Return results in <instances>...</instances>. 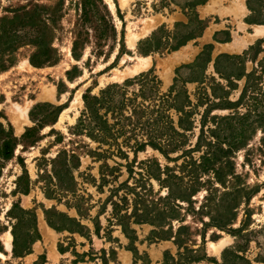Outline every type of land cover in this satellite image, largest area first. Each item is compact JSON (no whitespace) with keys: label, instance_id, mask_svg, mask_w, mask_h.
I'll return each instance as SVG.
<instances>
[{"label":"rangeland","instance_id":"obj_1","mask_svg":"<svg viewBox=\"0 0 264 264\" xmlns=\"http://www.w3.org/2000/svg\"><path fill=\"white\" fill-rule=\"evenodd\" d=\"M101 1L107 13L89 0L85 15L80 0H0V264H164L165 253L264 264V35L253 36L264 24L248 23L264 21V1L253 2L254 15L247 0ZM194 14L207 21L201 36L169 51L176 25ZM159 29L168 46L140 54ZM78 32L85 42L75 58ZM206 45L202 83L185 84L194 112L183 132L174 94L166 96L176 69ZM113 85V102L99 110L104 132L76 133L84 93ZM2 131L17 141L9 159ZM63 153L69 173L56 172ZM23 171L26 195L16 186ZM15 203L33 213L38 235L18 258L7 217ZM66 219L79 232L48 223Z\"/></svg>","mask_w":264,"mask_h":264},{"label":"trees","instance_id":"obj_2","mask_svg":"<svg viewBox=\"0 0 264 264\" xmlns=\"http://www.w3.org/2000/svg\"><path fill=\"white\" fill-rule=\"evenodd\" d=\"M81 6L83 7V11H85V15L87 13V10L90 8L89 0H80ZM99 2L102 5L101 0H95ZM259 0H247L246 6L247 9L251 12V14H256L257 10L253 6V2H256ZM264 1V0H261ZM201 4V3H198ZM103 9L107 13V9L105 5H102ZM193 6V5H192ZM191 20H188L187 25H192V29L189 33L185 35V33H182L180 30L181 28L186 29L188 28L187 25H179L177 24L175 27V30L172 35V41L174 44H170L168 46V43L166 41H160L161 36L159 37L161 33V29L159 31L152 34V37L148 40H145L144 42H141V48L139 49V53L146 55L147 53L151 52H157L160 50L165 49L166 46L169 49V51H176L180 47L186 45L187 42L194 40L196 38H199L204 31V29L207 27V21H202L197 18V16L194 14L193 17H190ZM104 18H102L103 20ZM249 24L254 23H261L264 24V21H256L253 20L251 22L248 21ZM217 35V34H216ZM216 35L214 38V41L219 42L216 39ZM101 38H103V35L99 34L97 35L96 39L97 41H100ZM168 38V36H167ZM166 40V39H165ZM230 39H225L222 42L226 43L229 42ZM85 42V39L83 38V35L81 32H78L75 36V40L73 42L72 47V54L73 57L77 58V50L78 48ZM212 50L211 45H206L203 47V50L201 53L196 57L194 62L189 65H183L176 69L175 75L176 77L173 80V84L169 89V95L166 97L169 98L171 94H174L173 96V104H171V108L175 110V112L180 116L178 119V128L182 130L183 132L189 131L193 126V122L191 120V116L193 115V112L191 109L186 110L187 108H191V102L189 100V97L187 95V92L185 90V84L187 83H202V78L205 70V66L209 62V54ZM219 56L215 62V64L218 63V59H220ZM31 64L35 65L33 61H31ZM187 70L191 74L196 75V77H188L183 78L180 75V71ZM119 89L117 85L109 86L105 90L100 92L99 97L91 96L90 90L88 89L84 95H83V101L85 105V110L81 114L80 118L78 119V123L76 126V133H83L86 132L87 135L91 136V133L94 128H97L99 126L100 131L104 132L105 130V121H103L104 116L99 115V110L105 109L108 110L111 103L113 102L114 96H115V90ZM39 108L38 106L35 107ZM187 119H190L187 121ZM93 124V126H92ZM92 126V127H91ZM203 128V125L201 126V130ZM34 132L33 129L27 130L26 134L23 136V139L30 140L33 138L32 133ZM4 133V137L7 139L4 142L3 147V153L1 155L4 159H9L13 155V151L16 145V139L12 137L11 133ZM175 135L177 137L180 136L179 133L175 132ZM202 135V134H201ZM241 136V135H240ZM202 140V136L199 137L197 144H200V141ZM34 141H30V143H33ZM178 142V140H177ZM162 151V149H159ZM66 154L63 153L60 156H58L54 163H59L61 166L64 164L63 168L61 167L59 170H57V173L67 172L69 173V168L67 165H65V157ZM69 159H71V163H74V161H77V158L74 155L68 156ZM56 174V173H55ZM17 192L21 193L23 195H26L28 193V180L26 176V172L23 171V174L21 177L17 179ZM170 188V187H169ZM170 190V189H169ZM173 196V192L170 191V197ZM182 199V197H181ZM168 212H158V216L163 219V217L168 218L167 220H171L172 217L169 215ZM7 217L14 220V224L12 225L11 234L13 236V242H12V256L15 258L23 257L24 255H27L30 251V246L32 243L37 239V230H36V223H35V217L33 213L29 211L23 210L19 204L15 203L11 206L10 210L7 212ZM233 220V215L230 213V218L228 219L229 222ZM162 221V220H161ZM67 226L63 227L60 226V223L48 221L49 225L56 231L61 230H67L70 232H79L81 226L78 222H76L73 219H66ZM222 227V226H219ZM135 253V251H133ZM189 252V251H188ZM187 252V253H188ZM136 258V257H135ZM237 259L241 260L245 264H250L247 260L241 257H236ZM200 259L195 255H185L180 254L178 259L175 261L173 258L168 256L167 253H165L164 256V264H192L195 262H199Z\"/></svg>","mask_w":264,"mask_h":264},{"label":"crops","instance_id":"obj_3","mask_svg":"<svg viewBox=\"0 0 264 264\" xmlns=\"http://www.w3.org/2000/svg\"><path fill=\"white\" fill-rule=\"evenodd\" d=\"M259 33H261V34H259ZM262 35H264V26H254L253 27V36L254 37H260ZM237 40H239V38L235 39L231 44H229L230 48H231V45H233L235 42H238ZM237 50H239V49H237Z\"/></svg>","mask_w":264,"mask_h":264},{"label":"bare ground","instance_id":"obj_4","mask_svg":"<svg viewBox=\"0 0 264 264\" xmlns=\"http://www.w3.org/2000/svg\"><path fill=\"white\" fill-rule=\"evenodd\" d=\"M21 116H23V112L20 113V117H21ZM9 239H10V237H9ZM9 241H10V240H9ZM8 248H10V243H9V242H7V249H8Z\"/></svg>","mask_w":264,"mask_h":264}]
</instances>
